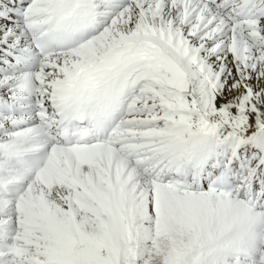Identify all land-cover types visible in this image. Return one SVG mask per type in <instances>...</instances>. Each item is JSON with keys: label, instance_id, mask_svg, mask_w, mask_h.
<instances>
[{"label": "bare ground", "instance_id": "obj_1", "mask_svg": "<svg viewBox=\"0 0 264 264\" xmlns=\"http://www.w3.org/2000/svg\"><path fill=\"white\" fill-rule=\"evenodd\" d=\"M243 1L258 3L239 0L225 8L224 1L99 0L101 24L96 37L80 50L42 61L28 71L27 60H35L29 28L43 18L40 12L50 0H0V182L11 179L8 172L17 168L12 153L25 152L28 140L50 139L52 151L43 172L22 182L25 191L17 200L0 201V264H111L110 256L129 239L128 219L156 197L153 175L166 164L170 167L168 155L191 156L198 130L202 134L206 130L204 138L222 155L248 159L243 168L248 177L257 171L253 197L259 208L244 207L242 197L252 195L249 185L239 199L204 195L233 201L264 219L259 180L264 173V22L256 16L233 20L235 7ZM123 43L148 44L178 60L189 72L192 92L177 94L155 83L142 84L121 137L127 142L104 148L82 165L72 153L60 150L53 128L45 125L51 122L53 99L67 76ZM187 48L192 59L184 55ZM30 102L34 107L27 112ZM173 144V153H168ZM58 171L71 175L72 182ZM160 185L167 193L185 196ZM92 194L99 200L94 202ZM28 196L39 203L41 216L30 226L24 214L28 211L21 207L32 205L33 200L26 202ZM257 245L264 247L260 241ZM252 253L261 255H246Z\"/></svg>", "mask_w": 264, "mask_h": 264}, {"label": "rangeland", "instance_id": "obj_2", "mask_svg": "<svg viewBox=\"0 0 264 264\" xmlns=\"http://www.w3.org/2000/svg\"><path fill=\"white\" fill-rule=\"evenodd\" d=\"M214 87L217 88L213 86L212 89ZM27 198L26 202H37ZM216 200L214 197H176L162 193L157 203L140 205L137 215L128 219L129 239L124 240L119 250L111 255L113 257L110 256L111 264H253V259H258L260 264L264 247L262 251L255 245L259 241L264 245V228L258 231L253 219H260L259 223L264 219L251 215L233 201L235 207L225 202L229 200ZM33 203L21 206H25L23 212L28 211L24 212L28 226L41 218L39 203ZM246 252H261V255L252 253L250 258Z\"/></svg>", "mask_w": 264, "mask_h": 264}]
</instances>
